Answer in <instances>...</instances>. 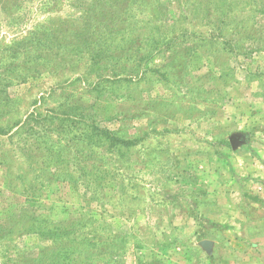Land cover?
Listing matches in <instances>:
<instances>
[{
	"label": "rangeland",
	"instance_id": "rangeland-1",
	"mask_svg": "<svg viewBox=\"0 0 264 264\" xmlns=\"http://www.w3.org/2000/svg\"><path fill=\"white\" fill-rule=\"evenodd\" d=\"M0 129V264H264V0H0Z\"/></svg>",
	"mask_w": 264,
	"mask_h": 264
},
{
	"label": "trees",
	"instance_id": "trees-1",
	"mask_svg": "<svg viewBox=\"0 0 264 264\" xmlns=\"http://www.w3.org/2000/svg\"><path fill=\"white\" fill-rule=\"evenodd\" d=\"M66 120H61V119H57V120H59V121H63V122H65V121H68V118H65ZM7 133V131H4V130H2V129H0V135H4V134H6ZM109 135H112L111 133H109ZM112 139V138H111ZM115 141H117V140H115ZM119 143H122V144H124V142H119ZM125 144H127V143H125Z\"/></svg>",
	"mask_w": 264,
	"mask_h": 264
},
{
	"label": "water",
	"instance_id": "water-1",
	"mask_svg": "<svg viewBox=\"0 0 264 264\" xmlns=\"http://www.w3.org/2000/svg\"><path fill=\"white\" fill-rule=\"evenodd\" d=\"M232 147H235L237 145V142H239V139L236 137L231 138L230 140ZM207 245V244H205Z\"/></svg>",
	"mask_w": 264,
	"mask_h": 264
}]
</instances>
